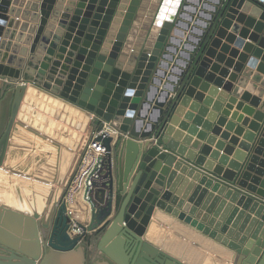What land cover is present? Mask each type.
Returning a JSON list of instances; mask_svg holds the SVG:
<instances>
[{
    "label": "water",
    "instance_id": "1",
    "mask_svg": "<svg viewBox=\"0 0 264 264\" xmlns=\"http://www.w3.org/2000/svg\"><path fill=\"white\" fill-rule=\"evenodd\" d=\"M98 121L118 134L99 138L89 219H71ZM59 131L77 136L71 166L59 175L51 140L42 210L0 204V264H88L97 235L90 264H189L148 239L158 213L220 263L264 264V0H0V172L20 134Z\"/></svg>",
    "mask_w": 264,
    "mask_h": 264
},
{
    "label": "crops",
    "instance_id": "2",
    "mask_svg": "<svg viewBox=\"0 0 264 264\" xmlns=\"http://www.w3.org/2000/svg\"><path fill=\"white\" fill-rule=\"evenodd\" d=\"M234 112H236L235 107L231 110V114ZM53 121L56 126L60 123V121ZM39 123L42 125L41 122ZM225 128L221 127L219 130L221 133H226L228 139H232L234 135L232 132L227 133ZM67 129L70 130L69 127ZM77 134L79 135V132ZM49 135L54 137H47L48 141H44L33 134L23 132L17 140H14L17 143L13 142L14 145L18 146L9 151L5 162L6 168L0 172V204L22 211H31L32 208L36 211L42 210L47 195L51 192L52 187H56L55 181L59 180L58 175L56 177L58 149L50 142L67 143L62 144L61 158H59L58 163V173L62 176L71 166L70 163L75 154L74 147L77 143V136L67 131L66 133L61 131L49 132ZM218 141L220 139L215 138L211 149L220 157L221 151L226 148L222 147L216 150V142ZM240 141L242 142L241 139ZM235 151L236 148L227 154L229 162L233 160ZM76 199L79 201L78 197ZM80 217H84L86 221L89 219L86 215ZM154 219L156 222L150 228L151 234L148 239L155 245L161 246L189 264H228L220 263V260L229 257L230 254L213 241L195 233L165 214L158 213Z\"/></svg>",
    "mask_w": 264,
    "mask_h": 264
},
{
    "label": "built area",
    "instance_id": "3",
    "mask_svg": "<svg viewBox=\"0 0 264 264\" xmlns=\"http://www.w3.org/2000/svg\"><path fill=\"white\" fill-rule=\"evenodd\" d=\"M117 134L118 131L106 122H97L66 195V201L69 205L67 214L71 219L77 216L75 215L77 212L81 214V206L86 205L88 199L85 194V189L86 187H91L92 181L98 177L97 171L95 170L101 167L99 160L106 153V149L101 141H99V138L116 136ZM76 197L79 198V201H77ZM74 233L78 235L81 234V231L74 230Z\"/></svg>",
    "mask_w": 264,
    "mask_h": 264
},
{
    "label": "flooded vegetation",
    "instance_id": "4",
    "mask_svg": "<svg viewBox=\"0 0 264 264\" xmlns=\"http://www.w3.org/2000/svg\"><path fill=\"white\" fill-rule=\"evenodd\" d=\"M91 241V244L88 246V250H87V252H88V255H87V261H88V264H90L91 263V258H92V256H94L95 255V248L94 249H92V250H89V248H92V245H93V240L92 239H90ZM90 251H92V252H90ZM98 258H96V260H97Z\"/></svg>",
    "mask_w": 264,
    "mask_h": 264
},
{
    "label": "rangeland",
    "instance_id": "5",
    "mask_svg": "<svg viewBox=\"0 0 264 264\" xmlns=\"http://www.w3.org/2000/svg\"><path fill=\"white\" fill-rule=\"evenodd\" d=\"M97 237H98V235L92 238V240H93V245H92V248H89V250H92V249L95 248V241H96ZM90 252H92V251H90Z\"/></svg>",
    "mask_w": 264,
    "mask_h": 264
},
{
    "label": "trees",
    "instance_id": "6",
    "mask_svg": "<svg viewBox=\"0 0 264 264\" xmlns=\"http://www.w3.org/2000/svg\"><path fill=\"white\" fill-rule=\"evenodd\" d=\"M87 255H88V253H87Z\"/></svg>",
    "mask_w": 264,
    "mask_h": 264
}]
</instances>
